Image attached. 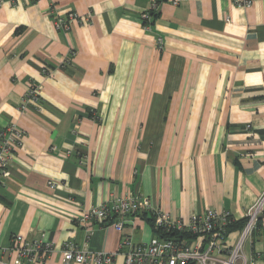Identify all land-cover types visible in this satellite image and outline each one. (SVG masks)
Segmentation results:
<instances>
[{"label": "crops", "instance_id": "0c3cea01", "mask_svg": "<svg viewBox=\"0 0 264 264\" xmlns=\"http://www.w3.org/2000/svg\"><path fill=\"white\" fill-rule=\"evenodd\" d=\"M150 2L0 0V129L24 133L0 170V264H64L65 242L124 264L123 238L155 236L148 214L120 232L77 219L125 196L183 221L228 213L237 241L264 192V0H158L143 19ZM68 12L82 23L55 30ZM32 84L37 109L21 111ZM40 235L50 257L19 259ZM243 253L264 257V213Z\"/></svg>", "mask_w": 264, "mask_h": 264}, {"label": "built area", "instance_id": "2783aa9c", "mask_svg": "<svg viewBox=\"0 0 264 264\" xmlns=\"http://www.w3.org/2000/svg\"><path fill=\"white\" fill-rule=\"evenodd\" d=\"M17 0H12L15 3ZM241 6L252 4L253 0H234ZM158 0H151L149 9L142 18L148 19L155 11ZM81 17L74 12L65 15L55 13L53 27L57 31L68 32L76 24L82 23ZM159 44L161 41L159 40ZM39 88L30 85L20 105L23 111L26 105L32 104L37 109ZM24 133L15 125H7L0 129V170H4L13 159L14 150L20 146ZM54 188V183L48 184ZM148 214L155 228L163 234L171 233V238L153 236L148 243L134 244L129 238H123L119 244V253L124 257V264H264V257L243 253L245 242L256 229L259 217L264 213V192L245 213V224L233 246H227L225 239L227 229L233 223L232 217L225 212L207 210L201 215L193 214L187 221L174 219L169 214L154 206L150 199L143 196H125L112 198L107 202L84 211L77 223L85 225L89 222L110 226L120 232L127 217L138 213ZM113 219V220H111ZM184 234H188L195 243H185ZM19 243L20 238L16 237ZM200 241V242H199ZM203 243V244H202ZM19 259L29 262L45 261L54 252L53 244L45 242L42 235L22 241L16 247ZM64 264H110L115 253L91 252L85 248L65 242L60 247Z\"/></svg>", "mask_w": 264, "mask_h": 264}, {"label": "trees", "instance_id": "16d2710c", "mask_svg": "<svg viewBox=\"0 0 264 264\" xmlns=\"http://www.w3.org/2000/svg\"><path fill=\"white\" fill-rule=\"evenodd\" d=\"M146 214V213H145ZM150 223H151V226H152V228H153V231H154V233H155V235H157V236H159V237H162V238H171V237H173L174 235H172L171 233H168V234H163L159 229H157V228H155V226H154V224H153V220H152V218L150 217ZM245 221H246V219H244V221H242L241 222V224H242V227L244 226V224H245ZM240 224V225H241ZM234 226V223H232L229 227H228V229H227V233L229 232V230L232 228ZM185 236L184 237H186V238H191L188 234L186 235V234H184Z\"/></svg>", "mask_w": 264, "mask_h": 264}]
</instances>
